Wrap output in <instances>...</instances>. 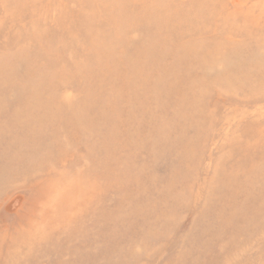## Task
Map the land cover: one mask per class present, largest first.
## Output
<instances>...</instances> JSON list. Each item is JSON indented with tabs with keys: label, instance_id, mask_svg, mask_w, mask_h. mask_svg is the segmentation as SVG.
<instances>
[{
	"label": "rangeland",
	"instance_id": "obj_1",
	"mask_svg": "<svg viewBox=\"0 0 264 264\" xmlns=\"http://www.w3.org/2000/svg\"><path fill=\"white\" fill-rule=\"evenodd\" d=\"M0 264H264V0H0Z\"/></svg>",
	"mask_w": 264,
	"mask_h": 264
}]
</instances>
